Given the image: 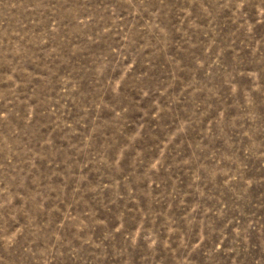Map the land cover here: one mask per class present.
I'll list each match as a JSON object with an SVG mask.
<instances>
[{
    "label": "rangeland",
    "instance_id": "374dc122",
    "mask_svg": "<svg viewBox=\"0 0 264 264\" xmlns=\"http://www.w3.org/2000/svg\"><path fill=\"white\" fill-rule=\"evenodd\" d=\"M0 264H264V0H0Z\"/></svg>",
    "mask_w": 264,
    "mask_h": 264
}]
</instances>
